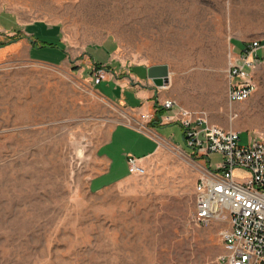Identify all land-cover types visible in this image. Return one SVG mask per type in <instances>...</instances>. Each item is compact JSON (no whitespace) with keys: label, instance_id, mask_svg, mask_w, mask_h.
I'll return each mask as SVG.
<instances>
[{"label":"rangeland","instance_id":"374dc122","mask_svg":"<svg viewBox=\"0 0 264 264\" xmlns=\"http://www.w3.org/2000/svg\"><path fill=\"white\" fill-rule=\"evenodd\" d=\"M33 33L65 58L36 61ZM253 40L264 41V0H0V264H219L227 225L194 219L199 172L179 124L158 130L176 148L142 174L95 188L111 130L141 127L100 93L96 59L169 65L168 96L246 146L264 139V64L241 102H228V71Z\"/></svg>","mask_w":264,"mask_h":264},{"label":"built area","instance_id":"2783aa9c","mask_svg":"<svg viewBox=\"0 0 264 264\" xmlns=\"http://www.w3.org/2000/svg\"><path fill=\"white\" fill-rule=\"evenodd\" d=\"M229 63L228 102L245 101L256 88L255 69L264 64V41L245 44L241 52L230 56ZM96 72L99 79L106 75L103 68ZM235 78L239 82L232 84ZM156 103L157 112H171L169 116H159V124L180 125L184 142L191 150L184 155L198 167L195 221L203 227L219 221L227 225L220 233L222 253L218 263L264 264V139L251 137L248 145L241 146L238 131L210 123L205 113L188 111L174 99ZM154 119L142 115L140 129H146L145 121ZM214 154L223 157L215 168L209 159ZM128 162L132 173L144 172L137 159L130 157ZM236 173L246 178L241 182Z\"/></svg>","mask_w":264,"mask_h":264},{"label":"crops","instance_id":"0c3cea01","mask_svg":"<svg viewBox=\"0 0 264 264\" xmlns=\"http://www.w3.org/2000/svg\"><path fill=\"white\" fill-rule=\"evenodd\" d=\"M43 34L45 36L52 35L50 32H43ZM33 35L35 39L31 40L36 45L31 44V55L36 61L55 64L60 63L65 58L62 43L59 42L56 47L54 44H47L39 39V34L33 33ZM239 44L242 49L244 45ZM36 46L39 48H36ZM96 61L104 63L100 68L106 71V75L96 83L102 95L115 101L139 121H141L142 115L155 117L151 122H144L146 129L121 124L111 130L106 141L98 148V162L101 164L95 176L94 185H96L97 190H100L106 186L120 184L134 175L128 162L130 157L137 159L138 164L141 166L145 160L159 153L162 147H175L171 140L161 135L158 130L176 123L159 124V116L166 117L171 112L162 109L157 112V100L162 102L174 98L171 95L168 96L164 91L166 87L157 88L147 78V70L150 66L163 63L146 66L142 64L126 65V62L114 65L111 58H99ZM169 69L171 73V68L169 67ZM170 79L173 80V73H171Z\"/></svg>","mask_w":264,"mask_h":264},{"label":"water","instance_id":"95a60500","mask_svg":"<svg viewBox=\"0 0 264 264\" xmlns=\"http://www.w3.org/2000/svg\"><path fill=\"white\" fill-rule=\"evenodd\" d=\"M34 43L33 40H30ZM36 48H39L36 46ZM170 69L166 64L153 65L147 70V78L150 80L157 88H165L170 83Z\"/></svg>","mask_w":264,"mask_h":264}]
</instances>
